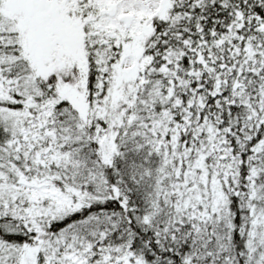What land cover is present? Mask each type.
Listing matches in <instances>:
<instances>
[{
  "label": "snow or ice",
  "instance_id": "6c2138e0",
  "mask_svg": "<svg viewBox=\"0 0 264 264\" xmlns=\"http://www.w3.org/2000/svg\"><path fill=\"white\" fill-rule=\"evenodd\" d=\"M0 264H264V0H0Z\"/></svg>",
  "mask_w": 264,
  "mask_h": 264
}]
</instances>
